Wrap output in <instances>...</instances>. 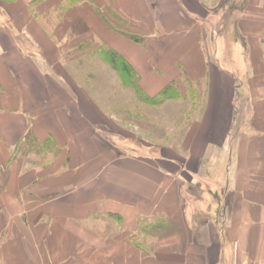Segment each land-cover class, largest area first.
Here are the masks:
<instances>
[{
  "label": "crops",
  "instance_id": "crops-1",
  "mask_svg": "<svg viewBox=\"0 0 264 264\" xmlns=\"http://www.w3.org/2000/svg\"><path fill=\"white\" fill-rule=\"evenodd\" d=\"M0 264H264V0H0Z\"/></svg>",
  "mask_w": 264,
  "mask_h": 264
},
{
  "label": "rangeland",
  "instance_id": "rangeland-1",
  "mask_svg": "<svg viewBox=\"0 0 264 264\" xmlns=\"http://www.w3.org/2000/svg\"><path fill=\"white\" fill-rule=\"evenodd\" d=\"M229 1V0H228ZM225 2V1H224ZM224 2H223V7H224ZM238 3V2H237ZM227 6H228V4H227ZM235 6L236 7H238V5L237 4H235ZM232 9H230V11H231ZM226 11H227V13H226ZM230 11L228 10V7H227V10H225V13H222V12H220L219 13V19H218V23L219 24H217V26H218V28H217V26L216 27H214L213 29H212V32L214 33V34H216L217 33V31H219L220 29H222V30H220L221 32L222 31H224L225 30V26H226V24H225V22L227 21V20H223V18L226 16V18L228 17V16H230L229 14H230ZM216 12H219L218 11V9H217V11ZM229 13V14H228ZM211 16H213V17H216V18H218L217 17V14L215 13V11H214V13H212L211 14ZM220 18H221V20H220ZM220 33V32H219ZM212 53H213V51H212ZM119 62V61H118ZM122 62V61H121ZM122 64H123V62H122ZM118 66H120V68H121V70L123 71V74H124V69H123V65L121 66V64H119L118 63ZM128 74H130L129 72H128ZM127 74V75H128ZM127 79L129 80V85L130 86H132L133 85V82H131V78L130 77H127ZM187 90V89H186ZM136 91V94L138 95V93H139V97H142V94L140 93V91L139 90H135ZM139 91V92H138ZM138 92V93H137ZM187 95V94H186ZM185 103H187V96H185ZM237 98V97H236ZM150 99V98H149ZM151 100V99H150ZM182 99H180L179 101H181ZM145 101V100H144ZM185 103H182L181 105H179V104H177V108H179L180 106H187ZM241 103V102H240ZM112 106L113 107H115V109H116V112H119V108H120V106H122L121 104H119V103H115V100L113 99V104H112ZM140 117H142V115H140ZM180 118L179 119H177V121H176V124H175V132L177 133V135H176V139L177 140H179L180 138H181V135H182V132L186 129V127H187V114L186 115H180L179 116ZM111 122H112V124H113V126L114 127H118V128H124V126H122L121 125V123L119 122V119H116V120H111ZM182 129V130H181ZM112 138H114V140H111L112 141V144L113 145H115V146H117V147H119V149L121 150V151H123V150H125V148H126V145L125 144H127V145H131L130 147H133V149H134V147H137L135 150L137 151V152H140V153H143V154H150V153H146L145 151H146V149L143 147V146H141V144H140V141L138 140V139H136V138H133V139H116L115 138V136H112ZM129 138V137H128ZM125 140H127L126 142H125ZM115 142V143H114ZM157 147L158 146H156V147H153V149L151 148V149H149V151H151V153H154L156 150H157ZM140 150H142V151H140ZM43 152V151H42ZM42 152H36V153H34L33 154V159H36V160H38L39 159V157L40 156H47V157H49V156H52V155H55V152H54V150H48V151H45V153L44 154H42L41 155V153ZM38 154V155H37ZM187 158H186V156L185 155H178L177 157H176V161H175V163L178 165V167L179 168H181V169H183V167L184 166H186L187 165ZM39 161V160H38ZM39 163H40V161L39 162H37L35 165H39Z\"/></svg>",
  "mask_w": 264,
  "mask_h": 264
},
{
  "label": "trees",
  "instance_id": "trees-1",
  "mask_svg": "<svg viewBox=\"0 0 264 264\" xmlns=\"http://www.w3.org/2000/svg\"><path fill=\"white\" fill-rule=\"evenodd\" d=\"M106 55H108L111 58V62L112 64L115 65V67L120 69V66H118V63L122 65L121 60H119L120 58L118 57L117 54H115V52L110 51V52H106ZM119 61V62H118ZM24 143H22L23 145L21 146V151L24 153H28V152H42L43 151V147L42 145H40L42 142L36 140L35 138H33L31 135H28L26 140L23 141Z\"/></svg>",
  "mask_w": 264,
  "mask_h": 264
}]
</instances>
